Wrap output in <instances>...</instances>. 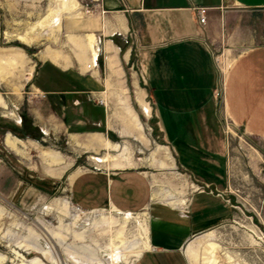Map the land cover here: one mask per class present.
<instances>
[{
    "label": "rangeland",
    "instance_id": "rangeland-1",
    "mask_svg": "<svg viewBox=\"0 0 264 264\" xmlns=\"http://www.w3.org/2000/svg\"><path fill=\"white\" fill-rule=\"evenodd\" d=\"M75 1L77 7L74 11H62L51 28L43 29L34 27L35 23L56 6L55 0H0V254L7 257L3 264H20L22 260L35 258L41 264H111L109 244L118 231L124 237L119 248L124 258L123 263L118 259L115 264H132L136 255L145 250L146 243L150 248L149 208L134 214L138 221L126 216L130 217L126 224L123 219L126 217L118 215L109 206L95 212L76 210L70 198V185L80 171L104 168L97 166L99 164L111 168L133 166V157L143 161L138 160L134 167L144 171L150 176L151 183L159 187L153 190L157 192L153 195L160 198L153 201L183 206L195 189L194 180L175 160L174 169L160 168L148 161L151 151L158 144L165 143L154 131L152 109L150 117H147L137 103L136 91L140 88L132 84L136 79L135 66L131 68L130 64L120 62L118 73L111 75L105 67V54L100 49L97 74L101 75L102 85L97 92L87 94L90 102L102 107L101 123L89 120V117L83 118L86 114L68 108V118L79 123L67 125L60 113L62 101L50 100L45 92L35 90L39 82L47 83L52 89L70 87L67 74L82 73L78 57L84 53L74 49L77 47L74 42L94 33L81 29L79 23L89 22L101 0ZM262 23L264 26V10ZM22 35H27L32 42L22 43L17 39ZM115 37H120L114 40L121 48L119 57L129 49L130 63L135 62L139 50L129 34H126V39ZM227 47L222 44L213 48L215 57L220 55L228 61L239 53L226 50ZM53 57L60 62H53ZM44 62H51L55 67L48 65V69L44 68L41 65ZM219 73L222 90L224 79L220 68ZM87 74L89 72L84 75ZM144 98L149 101L146 94ZM215 99L224 135L229 145L236 148L229 151L226 172L225 198L232 213L227 220L190 237L181 252L186 264H208L210 253L201 241L210 238L219 246L217 264H228L224 259L226 254L231 256L232 264H264V138L247 137L229 120L227 127L231 131L226 129L223 96ZM80 103L74 100L72 106L78 107ZM126 107L136 113L130 109L144 126L141 141L127 135L132 133L133 125L126 123ZM78 117L81 120H76ZM72 132H100L104 138L122 145L125 150H111L106 146L102 149L91 137H82L86 145L80 144L72 140ZM8 134L19 140L18 152L6 145ZM50 154L60 161L50 163ZM111 157L116 160L112 161ZM157 157L162 158L161 155ZM97 159L105 161L98 162ZM64 202L69 203L70 215L62 216ZM78 214L79 218L74 222L73 217ZM108 220L112 225H108ZM42 229L59 233L62 242L58 244L57 240L46 238ZM76 233H82L80 240L75 238ZM41 249L48 253H38Z\"/></svg>",
    "mask_w": 264,
    "mask_h": 264
},
{
    "label": "crops",
    "instance_id": "crops-1",
    "mask_svg": "<svg viewBox=\"0 0 264 264\" xmlns=\"http://www.w3.org/2000/svg\"><path fill=\"white\" fill-rule=\"evenodd\" d=\"M198 6L208 8L203 25L198 22ZM95 10L89 22L79 23L81 29L94 33L78 40L82 48H74L83 51L84 56L80 55L78 61L87 66L86 71L67 74L70 87L52 89L39 82L35 90L45 92L50 100L62 101L60 113L67 125L79 123L68 118V108L101 123L102 107L90 102L87 94L97 92L102 85L96 64L94 68L91 65L92 51L99 50L95 39L101 35L100 49L111 75L118 73L120 62L137 69L132 84L140 88L136 91L138 97L145 93L149 99L145 98L154 114V131L165 143L162 145L167 147L174 164L165 169H174L175 160L195 181V189L183 206L153 201L160 198L153 191L159 187L151 183L149 175L134 167L140 159L132 157L133 166L111 168L99 164L104 168L77 173L70 185L71 201L75 207L89 212L109 206L134 215L149 208L150 248L145 242V250L136 255L132 264H186L181 249L189 238L227 220L232 213L225 198L226 172L229 151L236 148L229 145L217 114L213 91L221 84L217 62L220 55L215 57L213 48L223 44L228 46L226 50L239 52L225 61V72L221 74L226 116L247 137L264 138V0H101ZM129 33L139 50L133 63L130 50L119 57L121 48L114 42L120 39L115 35L126 39ZM41 65L53 66L51 62ZM85 72L89 74L84 75ZM74 100L81 102L80 106H72ZM130 109L125 108L126 116L136 114ZM127 135L141 141L134 132ZM70 137L84 145L82 137H93L102 149V141H109L100 132H72ZM160 155L163 158L159 152L157 160ZM251 161L255 166L253 158ZM153 163L160 167L158 162Z\"/></svg>",
    "mask_w": 264,
    "mask_h": 264
},
{
    "label": "bare ground",
    "instance_id": "bare-ground-1",
    "mask_svg": "<svg viewBox=\"0 0 264 264\" xmlns=\"http://www.w3.org/2000/svg\"><path fill=\"white\" fill-rule=\"evenodd\" d=\"M57 2L56 6L51 9L49 12H47V15L42 18L40 21L36 22L35 23V26L36 28H51L53 26V24L55 23V18L60 15V13H62V11H73L76 9L77 7V3L75 0H55ZM56 20H58L56 18ZM32 37V36H31ZM18 40H20L22 43L24 44H29L32 42V40L29 39V37L27 35H22V36H19L17 38ZM74 39V38H73ZM77 40V39H76ZM75 40V41H76ZM93 40V37L91 36L89 38V44L91 45V42ZM96 40V43H97V38L95 39ZM78 48H82V45L81 43L79 44V42H74ZM74 44V45H75ZM75 45V46H76ZM84 47V46H83ZM85 48V47H84ZM81 50V49H79ZM83 52V51H82ZM98 51H92V58H91V65L94 66L95 65V62L93 63V61L98 57L97 55ZM82 56V55H81ZM84 56V55H83ZM80 57V55H79ZM81 58V57H80ZM83 58V57H82ZM52 61L55 62V63H59L57 61V57H53L52 58ZM80 62V70L81 71H86L87 69V66H85L84 64ZM217 62H218V65L220 66V71H221V74H224L225 72V61L223 60V57L222 56H218L217 57ZM90 63V62H89ZM138 97V96H137ZM104 99V98H103ZM2 101V100H0ZM138 103L139 105L141 106V110L143 111V114L147 117H150V113H151V109H150V106L148 104V102L145 100V98L143 96H139L138 97ZM129 111V110H128ZM129 117V121H128V124L131 123L133 125V130L132 132L136 133L138 132L139 134L136 135V138L137 136L142 139L140 136H142V132L144 131V126L138 121V119L136 118L135 115H131L130 113L128 114ZM230 121L232 122L227 116L225 118V122L227 121ZM233 123V122H232ZM226 129H228L229 131H231V129H229V127H227L229 124L228 122L226 123ZM234 124V123H233ZM227 130V131H228ZM122 133V132H121ZM88 138V137H87ZM92 139H94L93 137H91ZM18 141L16 138H11V135L8 134L7 137H6V145L10 148H12L14 151L16 150L18 152V148H17V144H18ZM102 142H104V145L107 147V148H111V150H116V149H120V150H125V147H123L122 145H119V144H113V143H110L109 141L107 140H103ZM147 142V141H146ZM101 143V142H100ZM89 144V143H88ZM38 145V144H37ZM167 148V147H166ZM165 147L161 146V145H158L157 148H155L154 151H151V154H150V158L149 160L151 161V163L153 162H158V165L162 168H169V167H173L174 164L173 162L171 161L170 159V156L168 155V151ZM18 149V150H17ZM110 151V150H108ZM42 152V151H41ZM49 152V151H48ZM115 152V151H114ZM162 153L163 155V158L162 159H158L156 158V154L157 153ZM118 153V152H117ZM42 154V153H41ZM108 154V153H107ZM128 157V156H127ZM47 158V156H46ZM112 158V161H115L116 159L114 157H111ZM108 159V158H107ZM109 160V159H108ZM120 160V159H119ZM60 161V158L54 156L53 154H50L49 156V162L50 163H58ZM98 162H103L105 161L102 160V159H97ZM129 161V160H127ZM98 162H96L97 164H99ZM110 162V161H109ZM130 162V161H129ZM125 163V162H124ZM128 165V164H127ZM131 166V165H130ZM71 204V203H70ZM62 205V204H61ZM69 203L68 202H64L63 203V208L62 210L64 211V214H62V216H65V215H70V207L68 206ZM71 206V205H70ZM77 211H81L79 208L75 207ZM112 211H115V213H117L118 215H121L122 217H126V216H130V217H133V220H137V216L131 214V213H127V212H120L119 210H113V208H110ZM90 212H95V211H90ZM1 216V215H0ZM130 217H126V218H123L124 219V224H126L128 222V219H130ZM79 218V214L78 215H74L73 219H74V222H76V220ZM107 220V219H106ZM113 223V222H112ZM105 224V223H104ZM108 225H112L111 224V220H108ZM63 226V225H62ZM64 226H67V225H64ZM62 228V227H61ZM42 233L44 236H46V238H49V239H54V240H57L58 241V244L62 242V238L60 236L59 233H56L52 230H49V229H42ZM74 233V232H73ZM42 235V234H41ZM74 236V235H73ZM82 233H76L75 234V238L76 239H81L82 238ZM206 236V235H205ZM208 236V234H207ZM117 242V245H115V243ZM124 243V237H123V233L118 231L115 233L114 237L110 240V244H109V248H110V252H108V259H110V262L111 264H115V262L118 261V259L121 261V263H123V258H124V254L122 253V251L119 249L120 248V244H123ZM202 243V246L204 245V247H207V250H209V253H210V256L208 257V260H207V263L208 264H217L218 263V244L214 243L213 240H211L210 238L208 239H202L201 241ZM254 244V243H253ZM146 248V247H145ZM107 252V251H106ZM38 253H41L43 255H46L48 252L44 249L38 251ZM138 253V252H137ZM209 255V254H208ZM131 256V255H130ZM134 256V255H133ZM191 256V255H190ZM189 256V257H190ZM54 257V256H53ZM52 257V258H53ZM233 257V256H232ZM224 259L227 261L228 264H232L233 260L231 258L230 255H225L224 256ZM7 260V257L0 254V264H3L5 261ZM53 262H56L57 261H53ZM119 263V262H118ZM20 264H41V262L39 261V259L35 258V259H32V260H22Z\"/></svg>",
    "mask_w": 264,
    "mask_h": 264
},
{
    "label": "built area",
    "instance_id": "built-area-1",
    "mask_svg": "<svg viewBox=\"0 0 264 264\" xmlns=\"http://www.w3.org/2000/svg\"><path fill=\"white\" fill-rule=\"evenodd\" d=\"M100 3H101V1H100ZM195 10H196V14H197V17H198L199 24H202V25L205 24V22H206V13H207L208 8L205 7V6H198V7L195 8ZM129 37L132 38V34L131 33H129ZM101 43H102V37H101V35H97V43H96V45H98V49H99L98 53L99 54H100V45H101ZM94 62L96 64L95 66L98 67V57L93 61V63ZM93 67L94 66H92V68ZM213 94H214V96L216 98L221 97V95L223 96V89L221 90L220 87H217V90L213 91ZM88 99H90V97ZM99 102L101 103L102 100H99Z\"/></svg>",
    "mask_w": 264,
    "mask_h": 264
}]
</instances>
